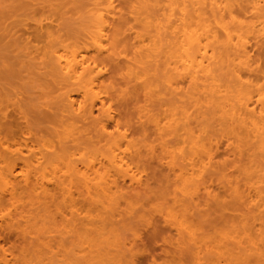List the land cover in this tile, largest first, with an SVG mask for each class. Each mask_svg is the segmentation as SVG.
I'll use <instances>...</instances> for the list:
<instances>
[{"label": "rangeland", "instance_id": "rangeland-1", "mask_svg": "<svg viewBox=\"0 0 264 264\" xmlns=\"http://www.w3.org/2000/svg\"><path fill=\"white\" fill-rule=\"evenodd\" d=\"M157 1L159 3L155 2V6L147 9L150 11L148 13L150 20L159 18L162 19L161 23L166 25L162 7L168 2ZM135 2L134 17L132 16L134 13L130 12L133 11L132 0L131 3L130 0H113L115 19L111 18L112 22L107 32L111 44H107L106 52L95 57L103 72L98 91L101 99L107 107H111L114 114L113 121L109 123V130L113 132L118 128L128 136V141L132 145L127 147L129 151L124 154L125 159L132 171L141 178V183L130 187L129 179L125 183L119 181L121 189L116 202L120 204L117 203L115 210L104 208L101 204H90L91 200L99 197L95 196L94 189L89 198L85 186L76 184L73 187L77 181L82 182L76 179L78 175L74 177L75 173L72 181L75 179L77 181L70 184L72 188L66 184L63 186H67L66 190L64 188L56 190L54 203L48 208L49 211L46 207L47 199L44 193H40L42 190L38 191L40 195L34 200L23 195L17 211H23L22 204L24 208L28 206V210L31 211L25 208L24 217H14L15 219L10 217L7 224L3 225L0 218L1 230L6 229L12 222L16 223L10 229L11 234L10 232L6 234L8 231L0 234V264L6 263L4 255L6 260H10L8 264H260L257 260L258 255L264 254L263 154L258 149L255 139L251 142L250 138V141L245 143L246 139L237 141L232 134L228 137L229 133H225L227 131L225 120L218 117L212 107L204 103V107L196 108L199 109L197 113L195 105L190 102V98L188 100L187 81L180 80V83H183L176 91L179 94L171 93L166 84L169 74L164 67L165 62L168 63L165 53L171 47L173 35L169 30L158 34L154 27L141 24L139 22L141 10L137 9L138 3ZM91 8L86 0H0L2 14L0 93L9 98L10 106L7 113L14 117H11L14 132L4 138L5 146H10L14 151L21 150L24 156L39 152L40 156L37 157H41L39 161L44 162L38 168L35 167L36 169L22 168L23 166L19 164L15 172L19 178L35 177V174L41 176L48 171L49 163L46 158L42 159L43 154L49 153L47 142L53 141L57 147L56 151L57 149L65 151L59 153L58 158L65 156L66 159L57 158L55 161L56 155L52 160L61 161L60 164L54 163L56 167L60 166L58 168H65L64 171L59 169L62 170L61 174L68 172L66 168L68 165L73 167L76 165L83 170L91 161L109 153L107 145L104 144L106 142L100 141L103 136L95 128L94 123L100 116V102L95 107L92 117L81 119L78 123L75 116V124L78 125L74 130L72 127L70 131L66 130L65 127L69 128L67 125L74 121L69 117L71 115L68 108L66 109L68 106L65 97L70 93L80 100L81 96L76 93V87L62 80L59 74L53 75V80L51 79L52 74H49L51 67L47 65L49 59L43 56L46 52L59 50L64 44L84 41L86 33L90 30L91 20L88 13ZM125 19L128 21L127 29L121 36L124 41L117 43L114 36L115 25ZM138 34L144 39L138 38ZM151 39H155L154 42L152 40L153 44ZM141 43H144L147 49L142 48L144 44ZM252 43V58L257 65L262 66V63L258 61V64L256 60L264 58V46L261 45V43L264 45V42ZM153 45L160 47L156 46V50L153 51ZM128 66L134 68L131 69L135 74L129 75ZM244 74L245 80L259 81L257 75L260 73L256 71ZM219 78L221 82L226 81L225 77ZM50 81L53 91L48 92L49 89L46 87ZM180 98L183 101H180ZM188 103L189 106L186 105ZM177 105L182 108L178 106L177 109ZM174 106L177 110L180 109L174 117L179 115L182 117L177 118L174 125L179 130L167 133L173 129V127L169 129L167 125L168 120L174 118L172 114ZM183 108L187 109L186 115L191 116H185ZM204 109L207 112L203 111ZM17 112H22L23 114L18 113L22 114V117ZM47 112H51L53 123L48 122ZM155 120L162 122L160 124L162 126L164 124L162 133L156 128L158 126H155ZM177 124L188 128V132L191 130V134L192 132L195 135L201 134V137H210L218 142L214 151V164L199 171L201 174H198L199 180L196 182L201 190L197 194L192 193L194 185L191 188L192 185L188 186L179 176L181 171L193 173L190 170H196L198 173V170L188 165L189 158L192 157L189 149L192 143L188 142L187 138L190 134L183 130L182 126L177 128ZM222 130H226L224 135ZM177 149L183 151V154ZM169 150L173 152L171 155ZM174 152L179 153V156L176 153L174 155ZM171 158H176V162ZM32 159L31 162L35 165L34 157ZM69 159L71 164L68 162ZM63 160L67 165L64 162V165L61 164ZM173 165L179 166L181 171L178 168L175 171L176 167H172ZM245 166L247 168L250 166L252 170ZM260 168L263 173L261 170L258 173L263 176L254 172ZM196 173L192 174L194 179H197L194 177ZM97 180L100 179L92 180V183L96 184L99 182ZM183 183L187 186L185 187ZM236 186L244 192L245 195L242 194L245 198H237L231 188ZM248 193H251V202ZM182 204L185 212L187 210L186 213L182 210ZM13 210L14 207H11L4 213L9 211L15 213ZM242 223H246L243 224L244 227ZM84 224L86 226H83ZM247 227L250 230H247ZM234 229L238 234L243 230L244 235L238 238L240 240L247 237L250 232L254 235L244 238L246 240L244 242L250 241L249 244L255 245H252L254 247L252 249L243 250V253L244 251L246 253L242 256L239 254L242 251L234 250L239 245L233 246L234 235H231L237 233ZM190 231L194 232L193 236ZM227 234H230V238ZM238 239L235 241H239L240 250L244 249L241 247L244 242ZM229 250H233L234 254L232 252L230 254ZM239 256L242 259H238ZM263 258L264 255L261 256V259Z\"/></svg>", "mask_w": 264, "mask_h": 264}, {"label": "bare ground", "instance_id": "bare-ground-1", "mask_svg": "<svg viewBox=\"0 0 264 264\" xmlns=\"http://www.w3.org/2000/svg\"><path fill=\"white\" fill-rule=\"evenodd\" d=\"M86 1L89 2V4L92 6L91 10H89L88 13L90 14L89 19L91 20L90 22L91 25L89 27L90 30L86 33L85 36L86 39L84 41L83 40H81L80 42L77 41L69 45L64 44V46L62 45L63 47H61L62 49L60 48L57 51L54 50V52L52 51L46 52V54L44 53L45 55L43 56H45V59L46 58L49 59L47 65L49 64L48 66L51 67V69L49 68V70H51L49 74L50 73L52 74V76H50L51 79L53 80V75L59 74L62 80L75 86L76 93L81 96L80 100L75 98L70 93H68L65 97L66 106H68L66 107V109L68 108L67 110H69V113L71 115L69 117L71 121H74L67 125L69 128L65 127L66 130L69 129L70 131V129L72 128L74 130V128H76V125H78L81 119L85 120L92 117V115L94 114L95 107H97L98 102H100V106H99L100 116L98 117L97 120H95L94 123L96 125L95 128H97L103 136V139H101L100 141L106 142L104 144L107 145L109 153L106 156L99 158L100 160L97 159L99 160L98 162L97 160L91 161L90 165L88 166L86 165L87 167L86 169L82 170L78 168L76 165L74 167L68 165L66 168L67 171L69 172V175H67L68 172L67 173L63 172V174H61L62 170L59 169H63L64 171L65 168H58L60 166L56 167L57 165L55 166L54 163L57 164L60 159H63L65 157V156L62 157L61 154L60 155L61 158H58V154L62 153L63 151L62 150L58 151V149L56 151L55 148L57 147H55L53 141L47 142L46 143L47 144L46 146L48 147L47 152L49 153H47L46 155L42 153L44 155L42 159L46 158L45 160L47 161V163H49L48 164L49 167H47L48 171H46L44 175L41 176L35 174V177L26 176L24 178H19L20 176L18 177L15 174L16 168L19 166V164L21 167L23 166L22 168L24 167L38 168L39 166L44 164V162L39 161L41 159V157L39 158L37 157L39 155V152L38 153L36 152L35 154L32 153L33 155L31 156L29 155L24 156L21 150L14 151L11 149L10 146H5L6 142L4 141V138L7 135L11 136L14 132L13 123H12L13 120L12 118L14 117H12L13 115L11 116V114L9 115V113H7V109L10 106L9 105L10 100H8L9 98H5V95L0 93V218L2 221V225L4 223L7 224L10 217H12V219L14 217L15 218L24 217V212H25L24 210L25 208L28 210L27 208L28 206L24 208V205L22 204L24 212L22 210L21 212L17 211L18 210L17 208H20L19 206H21L20 198L23 195L24 196L27 195L28 197L33 198L34 200V198L36 196H39L40 193L41 194L44 193L43 195H45L44 197L47 199L46 207L48 209L51 208V206L54 203L56 190L57 189L61 190L62 188L66 190L67 186L63 187L64 185L67 184L69 185V187H71L72 183L76 182L77 181L76 179H78L79 181L82 182L79 183L77 181V183H75L73 187L76 184L77 186L83 185L87 189L89 198H91L90 195L93 191H95L94 192L95 196L99 197V199L95 198L96 200H91L92 203L89 202L90 204L92 205L101 204V206L104 208H111L112 210H115L117 208L116 207L117 203L120 204V202H116L118 201L117 200L119 196L118 192L121 189V185H119V181L121 180L123 181V183H125L127 179H129L128 181L130 183V187H134L135 185H139L141 183V178L138 177L132 171L124 155L127 154L126 151L127 152L129 151L127 147H129L132 144H130V142L128 141L129 138L126 135V133L121 132L118 128L116 129V131L113 130V132L109 130V123L113 121L114 118L113 110L111 109L110 106L108 107L106 106V103L101 99L100 93L98 91L99 83L101 81L102 78L101 76L103 72H102V68H100L99 66L100 64H98L97 61L98 59L95 56L103 54V52L106 50V47H108L107 44L108 43L111 44L110 40L108 39L109 36L107 32L110 27V22H112V20L115 19L114 10H113L114 3L113 0H86ZM135 1H137L138 3L137 9L141 10L140 11L141 18L139 19L140 20L139 22L141 24L145 23L146 25L144 26L146 27L149 26L154 27L158 34L165 32V30H169V32H171V34L173 35L172 39L170 38L171 47L165 53L168 63L166 64L165 62L166 67H164L166 68V72L169 74L168 75L169 77L166 79L167 82L166 84L168 85L171 93L176 92L180 88V84L183 83V82L180 83V80L187 81L189 85L188 100L190 98V102H192L193 105H195V110H198L197 113H199V109L196 108L204 107L203 106L204 103L212 107L214 109L213 110L214 113H216L218 117L220 116L226 122L227 131L225 130L226 131L225 132L222 130L223 133L222 131L221 133L223 135L228 132L229 133L228 137L232 134V136L233 135L235 136L237 141H242L246 139L245 143L246 141L247 142L250 141L249 140L250 138H252L251 142H253V140L255 139L256 140L255 142L258 145L257 147L260 150V152L263 154V158H264V58L256 60L257 62L258 61L261 62L262 66L261 64L257 65L255 60H253L252 58L253 57L252 42L253 41H256L258 43L264 42V0H165L168 3H165V6L162 7V9L164 10L162 15H163V19L166 20L167 23L166 25L161 23L162 19L159 18H156L155 20L154 19L150 20V16L148 14L150 11L147 9H149L152 6H155L154 3L155 2L157 3L158 2L157 0L156 1L132 0V3H134V5H133V11L131 10L130 12L134 13V15H132L134 17H135V3H136ZM138 17H139V12L137 11L136 12L137 19L136 18L135 19L138 20ZM1 20H2V14L0 13V21ZM127 23L128 21L127 19H125V21L117 23L115 25L114 36H116L117 43L124 41L121 36L124 35V32L127 29L126 28ZM151 27L150 29H152ZM110 29H112V27ZM129 29L132 30L131 28ZM139 36L140 35L138 34L137 35L138 38L144 39L142 36L141 37ZM152 40L154 42L155 39H151V43L153 44ZM140 42H142L141 39ZM144 45L142 46V48L147 49L146 45L145 47ZM261 45L264 46L263 43H261ZM156 46L160 47L159 45H155V47L153 45L152 47V49L154 48L153 51L156 50ZM133 60L135 61V58ZM130 61L132 62V60ZM128 67H129L128 69L129 75L135 74L133 70L134 68L131 67L133 68L131 69L130 66ZM255 71L257 73H260L259 76L257 75L258 77L257 80L261 82L252 79L251 80L244 79L245 72H255ZM219 77H225L226 81L224 82L222 80L221 82V78ZM46 88L49 89V90L47 89L48 92L51 90L53 91V86L51 81L50 83L49 82L47 83ZM189 92L191 95L189 94ZM180 97H182V95H180ZM180 99H181L180 101H183L182 98ZM185 99L184 102L186 101ZM186 105L189 106L190 104L188 103ZM178 106L179 105H177V109ZM208 106L206 108L207 110H208ZM179 108L182 107L179 106ZM185 108H183L182 110L185 113V116L189 117L188 115L190 114L187 113L188 115H186L185 111L187 109L184 110ZM175 109L176 107L174 106V109H172L173 117L178 111H180V109L179 110L177 109L175 110ZM206 109H204L203 111H206ZM18 113H22V112H17V114ZM22 114H18V115H21L22 117ZM75 116L76 118H78L77 124H75L76 123L75 122L76 119H74ZM23 117L25 118V116ZM46 117L49 123L50 122L53 123V116L51 112H47ZM179 117L182 118L181 115H179ZM179 117L175 116L174 118H171L170 121L168 120V125H167L168 128L171 129V127H173L174 130L171 129L170 131H167V133H174L175 131L179 130L174 127V125H176L175 123L177 122V118L179 119ZM154 122L156 124L155 126H158L156 128H158V130H161L162 133L163 128H165L164 124L162 126L160 125L162 122L159 123L160 121L156 122V120ZM177 125L178 126L176 127L178 128L180 125L179 124ZM181 126L184 127L183 128L184 130L185 126L183 125ZM23 127L25 126H22V128ZM187 129L188 128H186L185 131ZM190 131L191 130H189L188 132L187 130L188 134H190L188 136H190L191 138L189 139L188 136L187 138H188V142L192 143V145L190 144L191 148H189L191 149L190 151L192 153V157L189 158L190 164L188 165L193 169L195 167L198 170V173H196L197 172L196 170L194 171L190 170L193 173L194 172L196 173V176L194 174V177H196L197 179L193 178L192 175L193 173L190 172L191 173L190 174L186 171H181L180 167L177 165L175 166L173 165L172 167H176L175 171L177 168L178 170L181 171V173L178 174L179 176H181L182 181L188 184V186L191 184L192 185L191 188H192L194 185L192 193L197 194L198 192L200 193L201 190L200 185L196 182V180L197 181L199 180V176H198V174L200 173L199 171L201 170L203 171L214 164L213 163L214 151L216 146H218L217 145L218 142L217 141L215 142V140L211 139L210 137H201V134L195 135L194 132H192L191 134ZM187 132H183V133L187 134ZM205 139H207L208 141L207 142L204 141ZM125 148H127L128 150ZM169 152L170 155L173 153L171 150H169ZM178 152L179 153L181 152L180 149ZM175 153L177 154V156H179L178 155L179 153L174 152V155ZM33 157L35 160V165L32 164ZM54 157H56V159ZM57 158L59 159L57 162L52 161L53 159H55L56 161ZM172 160L176 162V158L175 159L173 158ZM63 162L64 160L62 161L61 164H63ZM68 162L69 164H71L70 159ZM64 164L67 165L65 162ZM185 167L187 166L185 165ZM251 167L249 166L248 168L251 169ZM260 170L261 168L258 171L254 170V172L258 173ZM260 172L263 173L264 171L262 172L261 170ZM74 173L76 175H74ZM261 173L258 174H260L261 176L262 175ZM90 174L93 175L96 174L97 176L94 177L93 175ZM73 175L74 177L78 175V177H76L74 181H72ZM90 176H93V178H90ZM95 179H100V180H97L99 182L96 181L97 183L93 184L92 180ZM242 179L245 181L244 178ZM263 180H264V176H263ZM91 183L93 184V186L91 185ZM185 183L183 184L186 187L187 185ZM234 183L235 181H233V184ZM230 185L232 186V184ZM231 188H233L232 190L234 194L237 196V198L240 197L241 199L244 197L243 196L244 192H242L241 189H239L237 186ZM39 190L42 191L39 193L38 192ZM249 190L251 192V187L249 188ZM252 190L254 189L252 188ZM250 194L249 196H251ZM236 196L235 199L238 201ZM249 198H250L249 201L251 202L252 196ZM33 200L31 202L34 206ZM11 207H14L13 211L16 212L13 213L9 211L5 214L4 212ZM182 208H183L182 210H184L185 212L184 205ZM31 215L32 213H30V216ZM112 216H114V213ZM15 224L14 222H12L6 226L7 228L5 227L6 229L1 230L0 228V234L2 232L5 233V231H8L6 234H8L9 232H10L9 234H11L10 229ZM243 224L246 223H242V225ZM83 226L86 225L84 224ZM179 227L181 226L179 225ZM181 229L183 228L181 227ZM236 229L239 230V228L237 227ZM246 229L250 230V228L248 229V227ZM192 231H190V233L193 236L194 232L192 233ZM242 231L243 230L240 231L242 235H240V233L238 234L237 230L235 231L237 232L236 235L234 231H233L234 234L230 233L232 234L231 236L234 235L233 243L235 244L233 246L239 244L237 245V248L234 247L233 248L234 250H238L237 252L242 251L241 253H239L241 256L242 254L244 255V253H246L248 249L254 248L253 246L255 245V244L253 245V243H252L253 246L249 244L250 241L249 243L244 242L246 241L244 238H248V235L250 236L252 235L251 232L250 234H248L249 231L247 232L248 234L247 237H243V239L241 240L238 239L239 236L244 235L243 234L244 232ZM92 232L93 231H91V233ZM252 236L254 237V235ZM231 238L233 239V237ZM235 239L240 240V242L242 241L244 242L243 245L245 244L244 245L245 247L241 243L242 245L241 247L244 249L240 250L239 248L240 243L239 241H235ZM249 240L251 239L249 238ZM224 243L225 242H223V244ZM246 245H248V248H246ZM243 250L246 251H244L243 253ZM231 252L234 254L233 250L230 251V254ZM239 254H237V256ZM262 255L264 254L260 253L258 255L259 258H257L260 264H264V258L261 259ZM4 256H3L5 260L4 263L6 262L8 264L10 260H6ZM238 259H242V257Z\"/></svg>", "mask_w": 264, "mask_h": 264}]
</instances>
